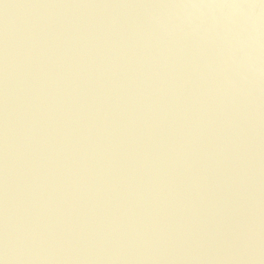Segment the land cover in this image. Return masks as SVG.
Returning a JSON list of instances; mask_svg holds the SVG:
<instances>
[{
  "label": "water",
  "instance_id": "1",
  "mask_svg": "<svg viewBox=\"0 0 264 264\" xmlns=\"http://www.w3.org/2000/svg\"><path fill=\"white\" fill-rule=\"evenodd\" d=\"M0 264H264V2L0 0Z\"/></svg>",
  "mask_w": 264,
  "mask_h": 264
},
{
  "label": "snow or ice",
  "instance_id": "2",
  "mask_svg": "<svg viewBox=\"0 0 264 264\" xmlns=\"http://www.w3.org/2000/svg\"><path fill=\"white\" fill-rule=\"evenodd\" d=\"M262 2H264V0H262Z\"/></svg>",
  "mask_w": 264,
  "mask_h": 264
}]
</instances>
